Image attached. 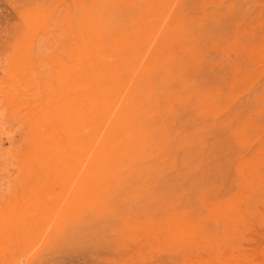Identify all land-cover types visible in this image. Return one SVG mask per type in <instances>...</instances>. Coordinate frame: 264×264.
Wrapping results in <instances>:
<instances>
[{
	"label": "rangeland",
	"instance_id": "rangeland-1",
	"mask_svg": "<svg viewBox=\"0 0 264 264\" xmlns=\"http://www.w3.org/2000/svg\"><path fill=\"white\" fill-rule=\"evenodd\" d=\"M0 264H264V0H0Z\"/></svg>",
	"mask_w": 264,
	"mask_h": 264
}]
</instances>
